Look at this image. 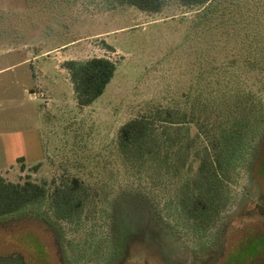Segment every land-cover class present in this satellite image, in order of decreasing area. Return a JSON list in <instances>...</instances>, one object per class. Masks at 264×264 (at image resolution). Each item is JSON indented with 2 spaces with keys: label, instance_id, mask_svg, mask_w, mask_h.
<instances>
[{
  "label": "trees",
  "instance_id": "1",
  "mask_svg": "<svg viewBox=\"0 0 264 264\" xmlns=\"http://www.w3.org/2000/svg\"><path fill=\"white\" fill-rule=\"evenodd\" d=\"M107 2L146 12L144 22L170 17L171 6L189 21L187 87L171 104L120 125L115 179L14 182L0 173V222L40 220L65 264H120L132 241L147 237L165 247L168 259L175 247L181 255L212 258L250 200L254 168L264 156V0ZM8 15L0 13V35L16 33ZM63 66L80 106L94 104L117 69L105 56ZM18 161L24 170V158Z\"/></svg>",
  "mask_w": 264,
  "mask_h": 264
},
{
  "label": "rangeland",
  "instance_id": "2",
  "mask_svg": "<svg viewBox=\"0 0 264 264\" xmlns=\"http://www.w3.org/2000/svg\"><path fill=\"white\" fill-rule=\"evenodd\" d=\"M107 3L0 0V13H9L18 30L0 35V173L6 179L78 176L93 185L115 179L120 125L171 104L187 87L189 21L174 16L173 6L170 17L144 22L146 12ZM93 56L113 59L117 69L103 95L80 106L63 63ZM253 179L250 200L227 227L221 253L196 259L174 246L168 259L165 247L147 237L132 241L120 264H264V156ZM0 264L65 263L54 233L40 220L22 217L0 222Z\"/></svg>",
  "mask_w": 264,
  "mask_h": 264
}]
</instances>
